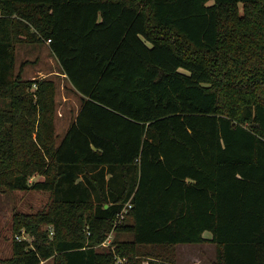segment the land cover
Listing matches in <instances>:
<instances>
[{
    "label": "trees",
    "instance_id": "obj_1",
    "mask_svg": "<svg viewBox=\"0 0 264 264\" xmlns=\"http://www.w3.org/2000/svg\"><path fill=\"white\" fill-rule=\"evenodd\" d=\"M46 42L81 98L60 142L56 81L16 69ZM28 189L7 264H264V0H0V190Z\"/></svg>",
    "mask_w": 264,
    "mask_h": 264
},
{
    "label": "rangeland",
    "instance_id": "obj_2",
    "mask_svg": "<svg viewBox=\"0 0 264 264\" xmlns=\"http://www.w3.org/2000/svg\"><path fill=\"white\" fill-rule=\"evenodd\" d=\"M240 13L244 12V5L239 4ZM16 69L22 71L24 79L35 77L53 78L56 81V132L60 142L65 135L71 121L76 117L80 106V95L74 91L72 84L61 72L58 60L52 52L48 42L18 44L16 49ZM36 88L34 84L32 89ZM44 179L41 174L31 177V180ZM51 192L46 190H0V264L12 255V221L13 213L17 210L36 213L47 210L51 203ZM125 210H128L125 208ZM123 217H121L122 219ZM120 219L115 223L120 222ZM51 227V226H50ZM210 234V233H208ZM25 238L32 240L31 235L24 233ZM24 238V237H23ZM129 239L132 234L120 233L113 229L99 248H114V239ZM178 264H214L216 246L214 243L178 244L176 247ZM139 257V256H138ZM143 263L148 264V256H140ZM54 259L43 261L41 264H53Z\"/></svg>",
    "mask_w": 264,
    "mask_h": 264
},
{
    "label": "built area",
    "instance_id": "obj_3",
    "mask_svg": "<svg viewBox=\"0 0 264 264\" xmlns=\"http://www.w3.org/2000/svg\"><path fill=\"white\" fill-rule=\"evenodd\" d=\"M127 210H123L120 214H119V217L121 218V217H124V213L126 212ZM24 233H26L25 231H23V233L20 235H17V238L18 239H22L23 237H24V239H27V238H25V236H24ZM51 235H53V231L51 232Z\"/></svg>",
    "mask_w": 264,
    "mask_h": 264
},
{
    "label": "crops",
    "instance_id": "obj_4",
    "mask_svg": "<svg viewBox=\"0 0 264 264\" xmlns=\"http://www.w3.org/2000/svg\"><path fill=\"white\" fill-rule=\"evenodd\" d=\"M63 75H65V74L63 73Z\"/></svg>",
    "mask_w": 264,
    "mask_h": 264
}]
</instances>
